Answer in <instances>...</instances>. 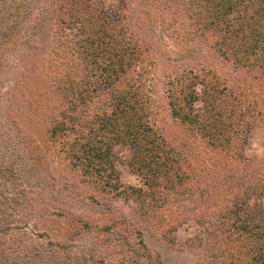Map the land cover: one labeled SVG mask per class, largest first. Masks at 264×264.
Wrapping results in <instances>:
<instances>
[{
    "label": "rangeland",
    "instance_id": "374dc122",
    "mask_svg": "<svg viewBox=\"0 0 264 264\" xmlns=\"http://www.w3.org/2000/svg\"><path fill=\"white\" fill-rule=\"evenodd\" d=\"M93 1L109 19L122 10L133 42L144 48L149 76L139 83L147 91L148 126L183 164L188 180L167 205L144 215L139 201L121 193L127 187L146 190L129 168L126 147L112 146L108 166L117 181L109 186L107 173L67 154L46 155L48 170L32 162L28 150L42 141L26 110V92L30 84H45L38 83L41 76L29 79L35 70L30 76L28 66L43 63L44 76L42 67L53 68L49 63L69 55L54 51L55 0H0V264H235L239 255L230 245L241 235L228 212L240 203L255 219L264 214V80L259 71L223 59L206 36L191 33L192 0ZM60 70L63 76L54 72L57 83L65 74ZM68 70L74 81L63 87L74 92L89 69ZM194 70L217 76L252 102L230 159L169 112L168 80Z\"/></svg>",
    "mask_w": 264,
    "mask_h": 264
},
{
    "label": "trees",
    "instance_id": "16d2710c",
    "mask_svg": "<svg viewBox=\"0 0 264 264\" xmlns=\"http://www.w3.org/2000/svg\"><path fill=\"white\" fill-rule=\"evenodd\" d=\"M55 1L51 31L58 44L54 51L69 56L68 61H50L53 68L42 67L44 76L39 67L43 63L28 66L36 71L32 75L31 70L29 79L36 81L41 76L37 82L45 84L40 88L30 84L31 90L26 92V110L32 111L30 122L35 119L33 131L41 134L42 141L41 147L34 142L28 150L31 160L48 170L46 155L67 154L85 168L107 173L104 177L109 186L111 179L117 181L108 166L112 146L126 147L129 168L146 190L127 187L121 193L139 201L145 207L144 215L150 214L167 205L188 176L183 164L148 126L147 91L139 83L149 76L145 50L133 42L122 10L109 19L93 0ZM191 7V33L206 36L223 59L238 68L259 71L264 80V0H192ZM78 64L89 69L87 78L76 82L74 92L65 90L63 86L74 81L68 68L77 72ZM61 67L65 74L57 83L55 75L63 76ZM168 84L172 87L168 96L171 116L208 148L230 159L252 106L247 95L242 90H228L217 76L201 70L175 72ZM195 104L200 107L196 109ZM119 187L111 186L114 190ZM101 191L105 189L101 187ZM243 206L238 203L226 218L236 223L241 235L235 246L230 245L239 255L233 260L235 264H264V214L255 219L243 213Z\"/></svg>",
    "mask_w": 264,
    "mask_h": 264
}]
</instances>
